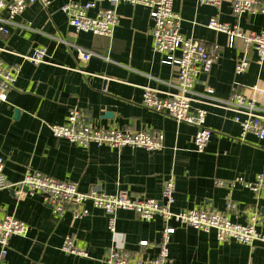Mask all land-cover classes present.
Instances as JSON below:
<instances>
[{"label": "crops", "instance_id": "1", "mask_svg": "<svg viewBox=\"0 0 264 264\" xmlns=\"http://www.w3.org/2000/svg\"><path fill=\"white\" fill-rule=\"evenodd\" d=\"M65 2L52 0L47 8L32 4L9 27L8 35L0 34V66H22L15 86L0 99V156L11 185L0 191V215L10 214L30 226L27 236L10 239L6 256L0 248V264H106L102 259L111 247L142 258L159 252L164 228L160 216L145 220L132 210H119L115 233L109 229L105 212L90 203L89 215L74 219L68 212L58 218L43 196L16 187L27 170L75 182L82 192L97 186L109 194L125 192L133 198L158 201H162L165 181L174 176L173 210L204 207L224 212L230 193L238 206V214H229L230 219L245 223V213L257 211L259 230L264 233V198L244 188L229 192L217 183L237 176L254 180L264 174V141L253 134L242 137L232 112L200 99L194 107L208 111L206 123L214 134L204 152H197L195 126L143 106L144 87L158 89L164 96L172 90L169 83L175 82L178 74V67L165 64L164 56L154 50L149 9L120 3V22L109 37L78 32L62 10ZM173 8L181 17L183 36L210 48L218 46L213 68L199 76L195 92L203 95L212 89L214 98L221 100L236 92L256 96L264 114V64L258 63L243 38L230 47L227 34L208 28L209 21L217 18L238 23L245 35L259 33L264 29V14L235 16L228 0L219 6L200 0H173ZM73 46L96 55L81 62ZM37 47L48 49L47 63L34 64L22 58ZM242 59L248 66L238 73L236 66ZM72 108L88 113L98 128L163 132L164 147L158 151L97 145L84 148L56 138L50 125L64 123ZM172 225L176 232L169 246L171 264H264V242H220L214 231ZM68 235L87 249L89 258L62 250ZM141 241H148L149 246L142 247Z\"/></svg>", "mask_w": 264, "mask_h": 264}, {"label": "built area", "instance_id": "2", "mask_svg": "<svg viewBox=\"0 0 264 264\" xmlns=\"http://www.w3.org/2000/svg\"><path fill=\"white\" fill-rule=\"evenodd\" d=\"M226 0H200L202 4L221 5ZM235 16L249 12L263 13L264 2L261 0H228ZM125 2L131 5H143L150 11L152 20L151 34L155 52L164 56L165 64L178 67L175 82L169 83L171 91L161 96L158 89L144 87L143 106L149 110L165 114L178 122L196 127L194 146L197 152H204L214 131L207 126L208 111L203 107H194V103L204 99L213 105L233 113L234 121L241 127L242 137L255 135L264 141V114L258 107L256 96H246L236 92L226 100L214 98V91L207 90L200 95L195 92V84L201 74L209 73L216 61L218 46L208 47L205 42L188 38L181 33V17L174 11L173 0H91L81 2L66 0L62 10L68 15L70 24L78 32H91L112 37L120 22L118 6ZM39 3L49 7L52 0H0V34L8 35L10 26L15 25L16 18L32 4ZM108 6H104V4ZM6 16H2V13ZM93 12V13H91ZM208 28L228 35L229 46L233 47L238 38H243L247 47L257 55L260 65L264 64V29L259 33L245 35L238 23L230 24L212 18ZM77 58L88 62L94 52L79 46H73ZM179 53V55H177ZM218 54V53H217ZM22 58L34 64L47 63L49 51L46 47H37L32 54ZM248 61L242 59L236 66V71L246 70ZM21 64L11 68L0 66V99L5 98L8 90L16 84L21 72ZM255 91L260 92L258 88ZM203 102V101H202ZM52 134L59 139L67 140L84 148L91 145L108 146L111 148H145L150 151L162 150L165 142L163 132L131 131L119 128H98L92 117L79 108L69 110L67 119L62 124H51ZM5 160L0 156V191L8 189ZM218 185L224 186L229 192L244 188L264 198V174H258L254 180L237 176L230 180H218ZM16 187L27 189L32 194L43 196L51 206L53 213L62 218L71 213L74 219L89 215L88 204L105 212L109 218V229L115 233V219L119 210H132L141 218L149 220L160 216L164 220L161 240L158 243L159 252L152 258H142L131 252L114 247L108 248L103 257L106 264H171L170 242L176 232L172 223L187 226L201 232H215L220 242L236 240L252 245L256 241L264 242V233L260 232V215L257 211H247L246 222L232 221L229 214H238L237 203L230 193L226 198L224 212L211 211L204 207L175 211L176 182L174 176L169 177L163 186L162 201L149 198H133L128 193L109 194L99 187L93 186L87 192H82L75 182H65L40 172L27 170L23 180ZM30 226L10 214L0 215V248L3 256L8 254L10 239L13 236H27ZM142 247H148V241H141ZM62 250L70 255L89 258L86 248L80 247L76 240L68 235L62 245Z\"/></svg>", "mask_w": 264, "mask_h": 264}, {"label": "water", "instance_id": "3", "mask_svg": "<svg viewBox=\"0 0 264 264\" xmlns=\"http://www.w3.org/2000/svg\"><path fill=\"white\" fill-rule=\"evenodd\" d=\"M17 114H19V112H16Z\"/></svg>", "mask_w": 264, "mask_h": 264}]
</instances>
